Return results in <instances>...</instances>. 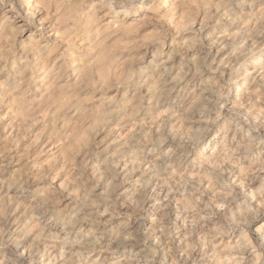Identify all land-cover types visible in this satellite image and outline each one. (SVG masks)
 I'll list each match as a JSON object with an SVG mask.
<instances>
[{
	"label": "clouds",
	"instance_id": "9594fccd",
	"mask_svg": "<svg viewBox=\"0 0 264 264\" xmlns=\"http://www.w3.org/2000/svg\"><path fill=\"white\" fill-rule=\"evenodd\" d=\"M0 264H264V0H0Z\"/></svg>",
	"mask_w": 264,
	"mask_h": 264
}]
</instances>
